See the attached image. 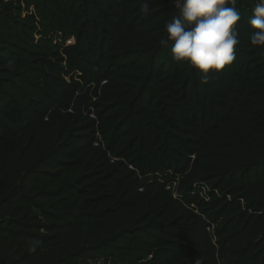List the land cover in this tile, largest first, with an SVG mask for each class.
<instances>
[{"label":"trees","instance_id":"trees-1","mask_svg":"<svg viewBox=\"0 0 264 264\" xmlns=\"http://www.w3.org/2000/svg\"><path fill=\"white\" fill-rule=\"evenodd\" d=\"M236 7L204 84L166 42L177 0H0V264H209L210 223L264 264V50Z\"/></svg>","mask_w":264,"mask_h":264},{"label":"clouds","instance_id":"clouds-1","mask_svg":"<svg viewBox=\"0 0 264 264\" xmlns=\"http://www.w3.org/2000/svg\"><path fill=\"white\" fill-rule=\"evenodd\" d=\"M236 4L237 0H177L178 15L165 25L173 60L195 69L204 84L209 73L220 74L236 59V26L241 19ZM139 10L147 14L149 4L142 3ZM249 26L250 44L264 50V0H254Z\"/></svg>","mask_w":264,"mask_h":264},{"label":"rangeland","instance_id":"rangeland-1","mask_svg":"<svg viewBox=\"0 0 264 264\" xmlns=\"http://www.w3.org/2000/svg\"><path fill=\"white\" fill-rule=\"evenodd\" d=\"M67 44L73 45V44H75V42H74V40H70L67 42ZM88 115H89V117L96 119V116L93 113V110ZM194 193H197V196L194 200V203L190 204V207L193 209H196L195 211L198 212L200 215H202L204 213L201 211L203 206H205L206 203H210L213 200L212 194L218 196V192H212V189L209 186L208 187L205 186L201 190L198 189V191L194 192ZM179 194H180L179 192L175 191V192H173V197L174 198L179 197L180 196ZM197 204L199 206H197ZM202 216L205 217V215H202ZM207 232L209 234L211 243L214 247L213 257L209 258V264H231L230 262H228L226 260V257L224 256L225 253L223 252V248H221V241H219V235L216 234L215 225L210 223L208 228H207ZM239 264H242V263H239Z\"/></svg>","mask_w":264,"mask_h":264},{"label":"built area","instance_id":"built-area-1","mask_svg":"<svg viewBox=\"0 0 264 264\" xmlns=\"http://www.w3.org/2000/svg\"><path fill=\"white\" fill-rule=\"evenodd\" d=\"M168 188V187H167Z\"/></svg>","mask_w":264,"mask_h":264}]
</instances>
